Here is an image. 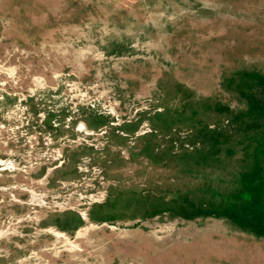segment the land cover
Returning <instances> with one entry per match:
<instances>
[{"label":"rangeland","instance_id":"rangeland-1","mask_svg":"<svg viewBox=\"0 0 264 264\" xmlns=\"http://www.w3.org/2000/svg\"><path fill=\"white\" fill-rule=\"evenodd\" d=\"M0 264H264V0H0Z\"/></svg>","mask_w":264,"mask_h":264},{"label":"bare ground","instance_id":"bare-ground-1","mask_svg":"<svg viewBox=\"0 0 264 264\" xmlns=\"http://www.w3.org/2000/svg\"><path fill=\"white\" fill-rule=\"evenodd\" d=\"M79 235L81 236V235H82V233H79Z\"/></svg>","mask_w":264,"mask_h":264}]
</instances>
